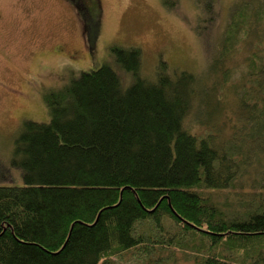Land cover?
I'll return each instance as SVG.
<instances>
[{
	"label": "trees",
	"instance_id": "16d2710c",
	"mask_svg": "<svg viewBox=\"0 0 264 264\" xmlns=\"http://www.w3.org/2000/svg\"><path fill=\"white\" fill-rule=\"evenodd\" d=\"M208 1L203 75L113 44L42 90L48 120L24 119L8 160L21 183H0V264H264V0H233L222 25Z\"/></svg>",
	"mask_w": 264,
	"mask_h": 264
},
{
	"label": "rangeland",
	"instance_id": "374dc122",
	"mask_svg": "<svg viewBox=\"0 0 264 264\" xmlns=\"http://www.w3.org/2000/svg\"><path fill=\"white\" fill-rule=\"evenodd\" d=\"M168 1L173 5L166 4ZM232 1L217 0L221 25L227 15L226 7L229 8ZM209 2L99 0L100 33L95 47L89 50L81 39L78 21L70 19L73 14L61 0H0V183H12L9 181L17 179L16 183H21L18 171L10 170L8 160L21 122L24 119L48 120L41 93L61 85L65 77L75 75L78 70L94 67L84 66L90 65L92 56L102 58L108 52V46L140 45L146 50V57L147 53L151 56L164 47L161 53L168 58L169 66L173 64L190 69L196 66L203 75L207 71V45L201 46L202 41L193 30L201 18L208 20L213 12V5ZM207 4L212 7L211 12L205 11ZM57 44L64 46L57 51ZM70 48L80 53L76 54ZM65 54H71L67 60L76 62H65L61 58ZM76 63L82 64L83 68ZM233 76L239 77V73ZM194 108H199L196 99L188 117L189 127L200 130L203 122L199 121H211L212 109L202 105L201 111L195 112ZM194 113H198L195 121L192 119ZM214 118L227 120L234 119L235 115L222 110L217 111ZM214 133L217 139L221 131Z\"/></svg>",
	"mask_w": 264,
	"mask_h": 264
},
{
	"label": "flooded vegetation",
	"instance_id": "af4514ba",
	"mask_svg": "<svg viewBox=\"0 0 264 264\" xmlns=\"http://www.w3.org/2000/svg\"><path fill=\"white\" fill-rule=\"evenodd\" d=\"M61 2H63V4L67 7V9H69L71 11V13L73 14V17L70 19L72 21H78L79 28L81 30V39L86 44L87 40L85 38V35H86L85 33H87V29H86L87 27L85 25L83 15L86 16L92 9L94 12L95 8H96V10L99 9V11H100L101 7L99 5V0H61ZM99 18H100V16H99ZM63 46H64V44L63 45L57 44L55 49L57 51H59V49L62 48ZM71 51H72V49H71ZM73 51H75L76 54L80 53V51L77 49H75V50L73 49ZM69 57H71V54L70 55L65 54L64 58L63 57H61V58L63 60L65 59V61H66L67 58H69Z\"/></svg>",
	"mask_w": 264,
	"mask_h": 264
}]
</instances>
